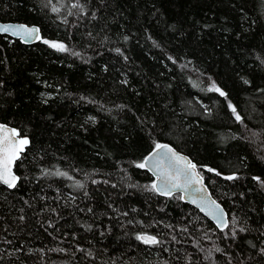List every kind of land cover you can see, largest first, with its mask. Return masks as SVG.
Masks as SVG:
<instances>
[{"label":"trees","instance_id":"obj_1","mask_svg":"<svg viewBox=\"0 0 264 264\" xmlns=\"http://www.w3.org/2000/svg\"><path fill=\"white\" fill-rule=\"evenodd\" d=\"M0 20L40 28L0 35V121L30 141L0 183V264H264V0H0ZM161 142L225 229L155 191Z\"/></svg>","mask_w":264,"mask_h":264},{"label":"water","instance_id":"obj_2","mask_svg":"<svg viewBox=\"0 0 264 264\" xmlns=\"http://www.w3.org/2000/svg\"><path fill=\"white\" fill-rule=\"evenodd\" d=\"M0 35L33 44L40 39V28L22 21L0 20ZM29 142V137L21 135L16 127L0 121V183L7 188H12L18 182L19 175L14 164ZM142 165L153 177V187L159 195L179 194L217 230L227 227L228 212L211 194L200 173V166L186 153L168 142H161L144 156ZM140 238L147 242L155 241V237L148 233H142Z\"/></svg>","mask_w":264,"mask_h":264},{"label":"rangeland","instance_id":"obj_3","mask_svg":"<svg viewBox=\"0 0 264 264\" xmlns=\"http://www.w3.org/2000/svg\"><path fill=\"white\" fill-rule=\"evenodd\" d=\"M59 46L61 47V46H62V44H59Z\"/></svg>","mask_w":264,"mask_h":264}]
</instances>
